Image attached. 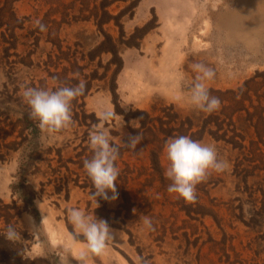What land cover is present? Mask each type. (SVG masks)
<instances>
[{"label":"rangeland","instance_id":"rangeland-1","mask_svg":"<svg viewBox=\"0 0 264 264\" xmlns=\"http://www.w3.org/2000/svg\"><path fill=\"white\" fill-rule=\"evenodd\" d=\"M100 2L16 0L15 19L10 24L16 27L21 22L23 27L12 31L5 20H0V233L11 224L21 234L16 242L0 235V264H58V251L67 255L71 264H78L77 257L85 250L86 241L83 237L72 241L74 229L68 222L67 210L75 207L97 219H104L98 217L99 212L106 213L103 201L107 209L115 210L119 202L116 199L101 202L98 197L97 206L91 197L95 189L83 167V161L93 155L88 141L93 126L105 129L113 143L121 144L129 135L128 125L136 121L132 118L127 123L125 115L130 110L152 109L153 116L163 117V107L173 104L182 116H194V121L199 117L195 121L198 125L191 129L196 132L209 115L200 114L189 99V86L197 75L191 65L197 62L215 70V79L207 81L206 86L211 95L220 99L221 107L232 103L231 91L237 93L254 76L253 84L258 82V93L264 94V0H140L134 15L122 18L124 31L128 36L134 27L147 22L151 29L140 46H123L120 51L123 67L115 83L121 110L116 111L109 90L116 64L109 63L110 52L92 53L103 38L92 16L97 10L101 12ZM124 5L113 2L107 9L116 14ZM36 19L47 27L46 32L34 24ZM104 28L114 37L119 34L113 19ZM63 68L69 69L65 75ZM60 73L65 77L57 76ZM105 73L107 78L99 79ZM63 78L68 80L66 86H75L80 80L89 85L83 100L78 98L85 114L72 113L75 125L66 131L48 134L41 130L37 147H32L33 143L21 144L18 131L10 133L11 126L3 124L8 117L19 116L13 111L22 98L21 86L51 89L59 85L55 79ZM105 110L114 112V119L102 120ZM92 113L93 118L89 116ZM235 125H240V120ZM230 127L225 123L219 128L211 121L196 140L214 145L219 156L227 160L228 168L213 172L196 186L195 203L169 193L171 181L164 174L162 181L157 174H151V169H143L150 164L147 151L140 149L135 157L126 153L123 160L131 168L136 167L127 183L134 189L145 183L142 195L149 199L144 203L152 205L141 209L136 205L140 214L137 220L128 222L132 224L131 238L125 229L109 224L115 238L102 255L89 254L87 264H229L236 259V264H243L240 260L264 264V142L259 143L260 153L254 161L243 160L250 174H236L241 169L237 166L240 152L239 143L233 141L244 144L245 152L249 150L253 155L249 146L257 137L250 130L244 140L237 136L232 140ZM159 136L163 138L164 134ZM14 141L20 146L13 147ZM160 160L164 173L169 164L165 145ZM25 161L34 172L27 175L25 182L36 192L34 213L24 210V203L12 192V185L20 180L19 164ZM124 161L118 159L120 170L126 168ZM138 173L144 174L136 179ZM66 181L68 186L60 190L59 185H66ZM120 182L118 179L117 189ZM140 197H135L138 204L143 202ZM145 215L156 225L153 234L143 224ZM26 216L39 226L34 234L29 231ZM163 226L166 233L162 232ZM169 227L177 230L171 232Z\"/></svg>","mask_w":264,"mask_h":264},{"label":"trees","instance_id":"trees-1","mask_svg":"<svg viewBox=\"0 0 264 264\" xmlns=\"http://www.w3.org/2000/svg\"><path fill=\"white\" fill-rule=\"evenodd\" d=\"M16 0H3V5L0 7V20H5L6 25L11 27V30L13 31V28H19L23 27V24L17 25H11L10 21H13L15 19V13H14V7L13 3ZM113 2H123L125 5L123 7H120L119 11L116 14H112L108 11L107 7L112 4ZM140 0H101L100 2V9L101 12L98 13V10L96 13H94L92 16L95 20V23L98 26L99 31L103 35V38L98 43V45L92 50V53L94 55H98L102 52H110L111 58L109 60V63L116 64V68H114V71L112 75L109 78L110 87L109 90L112 95L113 103L115 104V110H121L119 107V97L116 92V75L119 73V71L123 67V60L120 55V51L123 46L126 47H138L140 46L142 39L145 37V35L149 32L151 27L148 25L149 22L145 23L142 26H136L134 27L133 31L129 33L128 36H126V33L123 28V17H129L131 18L134 13L135 9L138 6ZM3 12V13H2ZM8 13V17L5 15ZM7 17V18H6ZM2 18V19H1ZM114 20V23L118 26L119 34L117 37H114L110 33L106 32L104 25L110 22V20ZM61 55L63 52L61 51ZM51 55V54H50ZM60 58V57H57ZM63 75H65L66 71H69V69L63 68L62 69ZM71 71V70H70ZM61 73L57 74V76L65 77ZM107 78V73L104 75H101L99 79L103 80ZM63 81H60L58 79H55L59 83L58 86H66V78L62 79ZM255 76L246 80L242 86H240L237 89V93L234 91H231L233 94L230 97L231 104L224 105L220 108L219 111L214 112L212 114H209L204 119V124L199 126V129L195 132H192L191 129L195 124L198 125V123H195L196 120H199V117L194 121V116H182L180 113H178L176 110H174V105L171 104L169 106L163 107V117H157L153 116L152 113L154 111L151 110H145V109H134L130 110L126 115L125 119L127 123L130 122L132 118L136 119L134 125H128L129 129V135L125 136L123 138V142H126L128 137L135 136L138 133H140L143 137L140 146L137 145V149L135 151L121 147L120 149V155L118 159H121L122 161L124 158V155L128 153L129 157H135L137 156L140 149H143L147 151L146 159L150 160L149 166L143 169L148 171L151 169V174H157L162 181H164L165 177L163 176V167L161 165L160 155L161 151L166 143V141L169 138L181 136V135H187L191 137L193 140L200 139L202 133L205 132V127H207L210 122H215L216 126L219 128H222V126L227 123L228 127H230V131L232 132L233 136L230 137V139L234 140L233 138L237 136L236 138L244 140L247 136V133L250 132V130L254 131V135L257 137V140H254L255 142L250 144L249 148L253 152V155H250L251 152L248 150V153L245 152L244 149H246V146L236 140L233 142L239 143L237 146L239 149V156L237 157L238 162L237 166L241 167L238 171H236V174H239L241 172H244L246 174H250L248 171V167H243L244 162H250L254 161V158L260 153V142H264V94L258 93L259 91V83H255ZM251 84H253L252 87ZM57 86V87H58ZM48 87L45 86L44 89H47ZM56 87H51V90H55ZM254 88V89H252ZM90 90L89 85L86 86L85 92L83 95L80 96V98L83 100V98L87 95L88 91ZM253 94H255L256 98L253 97ZM79 98V97H78ZM78 98H76L73 101L72 104V113L74 115H78L80 112L85 114V109L83 102L81 101L78 103ZM255 98V99H254ZM19 100V101H18ZM17 100V109L14 110V113H17L19 116L15 117L14 119L11 117H8L6 121L3 122L4 126H11L10 133L12 131H18L17 136L21 137V140L19 141L21 144L26 143H33V146H36L39 144V137L41 134V129L37 126V121H34L29 118V107L27 104L23 101L22 98ZM153 108V107H152ZM254 109V112H251L250 109ZM200 114L203 112L197 110ZM203 115V114H202ZM90 117H94L95 115L90 114ZM242 116L244 117V120H242ZM236 117V120H235ZM240 120V125H235L236 121ZM98 121V119H96ZM235 121V122H234ZM223 124V125H222ZM88 126V124H87ZM88 128H91V125L88 126ZM228 131V129H227ZM8 133V134H10ZM159 133H163L164 137L161 138L159 136ZM227 134L226 130L224 132ZM7 134V135H8ZM235 138V139H236ZM238 140V139H237ZM155 146L148 147L149 144ZM12 142V146L16 147L20 146V143ZM117 144V143H116ZM160 145V146H159ZM139 146V147H138ZM12 147V149H13ZM58 158L62 159L61 150L57 149ZM241 157V158H239ZM137 158V157H136ZM139 159V158H137ZM244 160V162H243ZM29 162L25 161V163L19 164V181L12 185V192L13 194L17 195L19 199L24 203V210H28L31 213H34L36 211L34 207V199L36 197V192L31 189L26 182V177L30 173H34L31 171ZM124 165H126V168L120 170V175L118 177L120 182V188L117 189L118 197L116 200H118V204L113 209H107L106 202L103 201V199L100 198L101 202L103 201L104 206H102V210H105V214L102 215L100 212L98 213L99 218H104L108 224L114 225L119 228L125 229L129 234L130 238L132 236L130 226L132 224H129L128 222L131 220H137L140 211L137 208L138 207L143 208L144 206H150L152 203H144L146 198L149 199V197H145L144 194L146 192L145 183H143L142 187L139 189H134L133 187L129 186L127 183V180L129 179L128 176H130L134 171L136 170V167H130V164L127 163V161L123 162ZM116 164H118V160L116 161ZM243 167V168H242ZM256 168V167H253ZM144 173H138L136 176V179L143 175ZM21 182V187L19 186V183ZM64 184V183H63ZM59 185V189L61 190L64 186H68V181L65 182L66 185ZM63 186V187H62ZM165 185L162 183L161 188L164 189ZM132 191H135L136 193L132 194ZM21 192V193H20ZM141 195V200H143L142 203H136L135 197ZM261 201V200H259ZM256 203V202H255ZM34 208V209H33ZM111 212L114 214L111 216ZM261 214V213H257ZM154 230H150L151 234L155 233L157 230L156 225L153 223ZM162 232L166 233L165 226L162 227ZM169 230L171 232H175L177 230V227H169ZM241 263L245 264V260H240ZM238 261L235 260V263L231 262L229 264H236Z\"/></svg>","mask_w":264,"mask_h":264},{"label":"clouds","instance_id":"clouds-1","mask_svg":"<svg viewBox=\"0 0 264 264\" xmlns=\"http://www.w3.org/2000/svg\"><path fill=\"white\" fill-rule=\"evenodd\" d=\"M34 24L41 32H46L47 27L39 19ZM192 70L197 73L194 81L189 86L191 105L206 114L217 112L221 108V101L218 97L211 95L210 89L206 86L207 81L215 79L216 72L212 67L202 62L193 63ZM86 82L80 80L75 86H58L55 90L35 88L26 85L21 86V96L30 111L29 118L37 121V126L45 133L52 134L66 131L75 125L72 115V102L84 94ZM115 113L105 110L101 119L105 122L114 119ZM143 137L140 133L129 136L126 142L121 144L113 143L110 140L108 131L93 126L89 132V148L93 155L90 159L83 161L86 174L91 179L95 189L91 197L104 200H115L118 197L116 183L120 175V169L116 161L120 155L121 147L135 151ZM165 151L168 166L164 176L171 181L167 191L178 194L187 203L197 201L196 186L205 182L213 173L224 172L228 168L227 160L221 158L214 145L205 144L193 140L187 135L169 138L165 143ZM112 195L109 197L108 193ZM31 234L38 229L31 216H26ZM68 222L73 226L71 239L73 242L83 237L86 241L85 250L77 257L78 264H87L89 254L100 256L108 247L110 241L115 238V232L104 219H97L88 215L78 208L67 210ZM43 221V215L42 220ZM143 224L146 229L154 230L152 220L148 216L143 217ZM8 241L16 242L21 239V234L9 224L3 233ZM58 264H71L70 259L63 252L55 253ZM147 264V262H145Z\"/></svg>","mask_w":264,"mask_h":264}]
</instances>
